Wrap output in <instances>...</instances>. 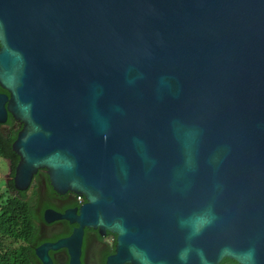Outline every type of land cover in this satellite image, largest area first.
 Segmentation results:
<instances>
[{
    "label": "water",
    "instance_id": "obj_1",
    "mask_svg": "<svg viewBox=\"0 0 264 264\" xmlns=\"http://www.w3.org/2000/svg\"><path fill=\"white\" fill-rule=\"evenodd\" d=\"M12 177L116 236L108 264H264V0H0ZM45 262V258L36 251Z\"/></svg>",
    "mask_w": 264,
    "mask_h": 264
},
{
    "label": "flooded vegetation",
    "instance_id": "obj_2",
    "mask_svg": "<svg viewBox=\"0 0 264 264\" xmlns=\"http://www.w3.org/2000/svg\"><path fill=\"white\" fill-rule=\"evenodd\" d=\"M37 184L39 196L33 201L36 206V227L29 240L27 256L30 264H108V259L116 253V236L109 232L101 233L98 229L85 227L80 232L79 241H73L68 247L57 245L59 241L69 238L78 225L66 220L46 223L44 211L64 214L66 210L76 209L80 204L71 192L58 194L51 187L49 191L43 178ZM38 249L45 262L37 255ZM218 264L239 263L224 258Z\"/></svg>",
    "mask_w": 264,
    "mask_h": 264
},
{
    "label": "trees",
    "instance_id": "obj_3",
    "mask_svg": "<svg viewBox=\"0 0 264 264\" xmlns=\"http://www.w3.org/2000/svg\"><path fill=\"white\" fill-rule=\"evenodd\" d=\"M0 93L6 92L0 88ZM21 128V123L13 120L10 115L5 124H0V159L5 160L9 168L5 193L0 194V264H30L27 258L28 245L36 227V206L27 198L30 188L25 192L16 191L12 181L19 158L11 146ZM41 178L51 191L43 170H39L33 180L39 182ZM34 195L39 196L38 191Z\"/></svg>",
    "mask_w": 264,
    "mask_h": 264
},
{
    "label": "rangeland",
    "instance_id": "obj_4",
    "mask_svg": "<svg viewBox=\"0 0 264 264\" xmlns=\"http://www.w3.org/2000/svg\"><path fill=\"white\" fill-rule=\"evenodd\" d=\"M8 174H9L8 163L5 160L0 159V194L5 193V190H6L5 183H6V180H8L9 178ZM37 185L38 184L35 181L32 187L27 192V198L31 199L32 201H34L35 198L37 197L34 195V193L38 191Z\"/></svg>",
    "mask_w": 264,
    "mask_h": 264
},
{
    "label": "built area",
    "instance_id": "obj_5",
    "mask_svg": "<svg viewBox=\"0 0 264 264\" xmlns=\"http://www.w3.org/2000/svg\"><path fill=\"white\" fill-rule=\"evenodd\" d=\"M76 198H77V201L79 202L80 205L83 204L84 199L82 196H76Z\"/></svg>",
    "mask_w": 264,
    "mask_h": 264
}]
</instances>
